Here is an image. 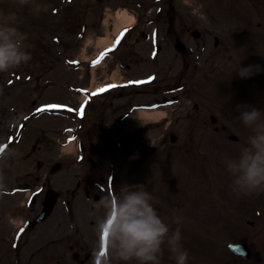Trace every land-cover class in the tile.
<instances>
[{"label":"rangeland","instance_id":"obj_1","mask_svg":"<svg viewBox=\"0 0 264 264\" xmlns=\"http://www.w3.org/2000/svg\"><path fill=\"white\" fill-rule=\"evenodd\" d=\"M138 1L29 0L27 4H21L20 0H16V4L10 8V12L9 8L0 9V18L13 16V11L19 15L15 16L17 18L15 26L21 32H23V29H20L21 26H36V28H32L31 43L28 44V38L25 41L29 46L27 50L32 59L27 64L7 73H0V75H5L2 77L4 80L8 77L11 79L10 87H14V94H18L26 88L28 91L24 94V98L27 95L31 97L34 89H41L40 82L48 77L51 81L52 78L55 79V82H58L60 86L72 85L79 74H74L78 71H74L73 63H68V61L78 60L83 62L80 64H84L90 60L101 47L99 39L106 36L112 23L116 25L117 20L114 12L117 9H126L129 15H135L138 27L133 31V36L130 39L127 38L125 44L120 46L114 55L112 62L115 66L112 70L115 75L121 74L123 77H130L129 79L140 80L148 76L149 78L156 77L160 81L156 80L148 87L142 88L144 92L140 95L134 94L136 89H128L125 91V95L130 96H122L123 98L115 99L113 102L120 104L129 101L133 105L153 106V104L159 103L161 97L156 93L157 82L160 85L168 84L170 87H176L181 84L179 78H175L176 76L182 77V83H186L183 89L185 91L190 89L191 93L176 92L169 95L167 94L169 92L165 91L164 96L171 99L177 98V100L171 106L159 108L154 113L159 114L157 120L149 119L144 114L140 116L135 113L128 124L119 129L114 128L111 124V127L108 126L110 137H113L112 140L120 145L117 146V150L120 152L121 159L124 157V152L131 146L136 152L133 157L142 156V164L139 168L128 171V167L124 166L123 179L128 181L125 179L126 176L130 178L128 183L144 185L156 175L157 179L162 178L163 181L165 178L168 183L171 182V186L177 189L178 195H181V192H185L192 185L193 188H203L205 192L200 190L202 194H209L208 200L215 201L218 199L220 190L228 187L223 179L227 178V184L231 183L230 179L232 178L225 167L226 158L237 157L241 147L246 146L247 139L251 135V129L244 126L238 120V114H235L237 106L249 103L245 98H250L252 105H246L255 106L264 113V0H162L159 4L146 0L144 2L147 6L144 7L148 8L140 11L134 5ZM37 6L40 11H36ZM54 9L57 10L52 13ZM107 15L109 16L107 17ZM155 27L157 28L155 34L158 35L157 40L159 41H144L139 36L141 32L150 34L153 29H156ZM193 30L200 33V40H195L192 37ZM23 33L25 34V31ZM175 33L190 49L189 54L186 55L187 58H182L174 50L173 35ZM214 38L219 41V49L210 56ZM133 42L135 43L132 45ZM40 44L46 47L42 48L43 51ZM157 47L159 50H156ZM40 55H43V59H36ZM184 61L189 62L187 67H184ZM120 62L124 67L125 65L130 67L132 76H127L125 71L122 72L117 68V63L120 65ZM238 64L242 67L259 65L262 70L249 78H241L235 71H232ZM95 74V83H101L108 73L99 69ZM90 79H92V73L88 80ZM7 93V90H4V94ZM45 94L52 96L58 102H74L73 97L64 94L62 88L58 91L47 88ZM15 99H17L15 103H17L19 99L23 100V97L20 95L18 99L17 95ZM0 104L3 105L6 102L0 100ZM28 106L26 105V108ZM17 109L19 108L16 107ZM29 111H32V107L27 108L24 113ZM1 113L0 107V118H2ZM9 114L15 117L14 111L8 112L7 118L3 122L4 126L9 119ZM210 116L216 117V125L210 124ZM64 121L56 119L49 122L48 126H44L46 121H43L40 129L36 127V132H40L39 136L43 140V147L49 146L54 156L61 155V151L56 144L58 132L54 134V132H50L51 129H59L63 125L76 127V122ZM18 122H14V125L10 126L11 131L7 132L14 135L18 128ZM36 123V120L31 122L33 125ZM142 126H148L149 130L144 134H137L140 136L134 135L136 132L133 128ZM215 126L219 129L225 126L226 131L220 132L219 130V133H216L213 129ZM0 129L3 127L1 126ZM171 133L177 137V141L174 143L169 140ZM229 136H236L238 139L236 143L229 141ZM28 149L29 145L26 151ZM47 156L38 152L36 156L32 157V162L18 159L16 162L17 171L14 174L17 176L26 170L37 173L35 170L37 161H46ZM62 160L65 162L67 159L63 157ZM70 164H73V161L67 162L66 165L70 166ZM109 165L111 166V164ZM109 165L102 166V174L106 175L109 172ZM5 166H7L6 161L2 163L1 167ZM82 167L84 168L85 165ZM221 173L226 174L220 179L219 174ZM142 176L143 180H141ZM220 180L225 187L222 185L219 190ZM161 183L165 184V182ZM165 191L173 194L169 184L165 185ZM212 192L216 195L212 196L214 195ZM261 193H264V190ZM154 194L159 196L160 192L155 190ZM156 201H158L157 198ZM174 204L177 205L176 217H179L181 221L179 225L187 226L189 224L187 229H194L193 225L188 223L190 220L188 221L184 217L183 201L175 198ZM187 206L189 213H191L189 206H195L192 214L201 215L203 218L211 220L212 217L209 215V211L204 208L203 203L196 200ZM59 215L68 220L69 216L64 210ZM78 215L76 225L83 228L85 234L92 235L96 231V227L99 229L100 222H90L94 214L87 208H83ZM166 215L170 216V213L168 212ZM189 218L193 219L191 214ZM175 229L176 227L173 228V231ZM81 233H83L82 230ZM34 236L33 239L38 243L39 241L44 242L40 234H34ZM58 237L52 235L45 241ZM185 237L186 239L181 238V243L189 253L188 264H217L216 260L209 255L195 256L196 252L187 247L188 244H185L187 236ZM197 238L203 240L198 236ZM9 246L11 247V244ZM95 247L97 246H94L93 243L90 249ZM34 248L35 244L29 243L24 249L26 253H31ZM14 255L13 251L5 253V256L0 255V258L2 257L0 264H11L9 260ZM94 255L91 257L92 263ZM169 255L165 245L164 260L167 259L166 262L171 263L173 259ZM81 257L85 261H89L86 252ZM46 258L47 262L41 257V254H38L36 255L37 262L34 260L33 264L71 262L70 255L62 252L56 257ZM112 261L114 264H126L115 256L112 257ZM133 262L136 264L135 261ZM21 264H25V261ZM173 264H175L174 260Z\"/></svg>","mask_w":264,"mask_h":264},{"label":"clouds","instance_id":"obj_2","mask_svg":"<svg viewBox=\"0 0 264 264\" xmlns=\"http://www.w3.org/2000/svg\"><path fill=\"white\" fill-rule=\"evenodd\" d=\"M29 0H20L27 4ZM36 11H40L37 6ZM16 17L0 18V73H7L27 64L31 54L27 50L26 34L21 32ZM259 65L246 67L238 64L233 68L241 78H249L260 72ZM238 118L251 129L246 146L241 147L235 158H226L225 167L231 176V187L235 194L249 195L264 189V113L250 105H238ZM7 151H0V160L6 159ZM5 176L0 173V196L7 192ZM117 196L108 192L99 201L105 210L99 228L107 233L108 252L103 256L97 251L93 264H111L113 256L120 261L136 264H164L165 245L175 264H188L189 253L181 243L179 226L172 231L159 215L152 201L153 196L142 184L125 185ZM16 226L18 218L8 217ZM180 218L173 223L179 225Z\"/></svg>","mask_w":264,"mask_h":264},{"label":"snow or ice","instance_id":"obj_3","mask_svg":"<svg viewBox=\"0 0 264 264\" xmlns=\"http://www.w3.org/2000/svg\"><path fill=\"white\" fill-rule=\"evenodd\" d=\"M125 31H126V30H125ZM121 36H123V33H121ZM119 40H120V37L117 38L115 44H118V43H119ZM115 44L113 45V48H115ZM111 50H112V49H108V50L105 51V53H101L100 58H98L97 61H94V62H93V65L99 63V60H100V59H103V57L107 54V52H109V51H111ZM151 79H152V78L150 77L149 80H151ZM137 83H145V81H139V82H137ZM107 87H109V88H110V87H117V85H109V86H107ZM104 90H106V89H100L99 91H104ZM95 94H96V93H94L93 95H95ZM57 107H60V106H58V105H49V106H46L45 108H41V109H39V111H44V110H47L48 108H57ZM3 150H4L3 147H0V151H3ZM21 231H23V229H21ZM106 235H107L106 232H105V233H102V240H103V239H106ZM104 254H105V251H104V249L102 248L101 251H100V255L103 256Z\"/></svg>","mask_w":264,"mask_h":264},{"label":"flooded vegetation","instance_id":"obj_4","mask_svg":"<svg viewBox=\"0 0 264 264\" xmlns=\"http://www.w3.org/2000/svg\"><path fill=\"white\" fill-rule=\"evenodd\" d=\"M95 151L96 150H94V151H92V154H94L95 153ZM77 186L80 188V184H77ZM83 190H85V195H86V190H87V188L86 187H83ZM80 195V192H79V189H77V190H75V191H71V192H67L66 193V196H67V201L68 202H65L66 203V205L68 206V205H71V202L76 198V197H78ZM87 196H89L88 194H87ZM90 197V196H89ZM62 198V196L60 195L59 196V199L58 200H60ZM43 199V198H42ZM90 199V198H89ZM93 200H98V198L94 195L93 196ZM251 248H252V246H250ZM252 255H251V258L250 259H252ZM257 261H259V262H261V260L259 259V260H257Z\"/></svg>","mask_w":264,"mask_h":264},{"label":"bare ground","instance_id":"obj_5","mask_svg":"<svg viewBox=\"0 0 264 264\" xmlns=\"http://www.w3.org/2000/svg\"><path fill=\"white\" fill-rule=\"evenodd\" d=\"M128 20L127 19H122L120 22H117V25H116V27H115V31L119 28L120 29V27H122L123 26V24L124 23H126ZM118 29V30H119ZM106 44L107 43V39H102V40H100V44L99 45H103V44ZM144 115H146L147 117H149V119H154V120H157L158 119V117H157V115H159L158 113L157 114H154V113H156V112H154V113H146V112H142Z\"/></svg>","mask_w":264,"mask_h":264}]
</instances>
